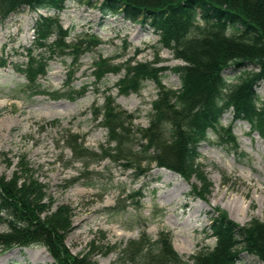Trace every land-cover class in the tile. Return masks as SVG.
<instances>
[{"label": "rangeland", "instance_id": "1", "mask_svg": "<svg viewBox=\"0 0 264 264\" xmlns=\"http://www.w3.org/2000/svg\"><path fill=\"white\" fill-rule=\"evenodd\" d=\"M40 16L57 18L68 32L67 43L96 38L93 47L80 49L77 62L50 61L39 79L47 91L77 94L74 100L29 94L26 79L14 66L24 60L20 53L32 42L33 25ZM0 59L5 61L0 65V177H11L24 158L34 179L44 185L50 210L62 205L71 209L72 225L58 256L69 260L90 253L97 264H129L117 258L131 240L142 233L153 240L167 233L183 264H192L191 256L216 245L211 224L220 210L238 226L251 219L264 223V140L246 120L234 118L231 109L221 115L216 130L222 138L232 133L236 142L221 145L209 130L198 145L196 162L209 182L208 193L198 192L196 176L186 179L158 166L150 155L137 153L140 142L145 143L141 138L151 124L157 94L180 87L178 75L169 68L184 64L159 44V35L149 25L117 13L102 14L96 5L72 0L58 11L22 7L0 22ZM99 59L116 66V71L95 84L92 72ZM127 62H151L168 69L161 85L147 80L139 91L123 93L119 82ZM223 74L229 83L236 82L233 66ZM255 92L260 97L257 106H264V79ZM108 96L118 110L131 114L113 122L118 126L114 141L98 111ZM158 133L168 138L164 127ZM5 228L0 224V232ZM237 256L236 264H263L247 251ZM0 264L58 263L44 246L31 244L0 247Z\"/></svg>", "mask_w": 264, "mask_h": 264}, {"label": "trees", "instance_id": "2", "mask_svg": "<svg viewBox=\"0 0 264 264\" xmlns=\"http://www.w3.org/2000/svg\"><path fill=\"white\" fill-rule=\"evenodd\" d=\"M66 1L0 0V22L22 7L58 11ZM72 1L96 5L102 14L117 13L135 23L149 25L159 35V44L184 61L183 65L169 68L180 79L179 89L162 90L152 102L151 124L141 138L145 143L140 142L139 155H150L158 166L177 171L186 179L196 176L201 184L198 192L204 194L209 192V182L201 172L202 165L196 162L199 143L206 140L209 130L221 145L236 142L232 133L222 138V133L216 130L224 112L231 109L234 118L246 120L251 130H257L264 140V106H257L260 97L255 92L264 79V0ZM33 30V40L24 48L26 60L14 64L26 79L29 94L76 99L78 95L71 92L45 90L39 79L47 73L50 61L71 58L77 62L80 49L93 47L96 38L86 36L88 40L82 44L67 43L68 32L57 18L49 16H40ZM4 64L0 59V65ZM94 65L95 84L105 74L116 71V66L106 60L99 59ZM250 65L254 69H248ZM232 66L238 74L236 82L229 83L223 72ZM124 69V79L119 82L123 93L139 91L147 80L161 85L168 68L151 62L133 65L127 62ZM115 108L108 96L105 106L98 110L113 141L117 135L114 127H118L113 122L131 116ZM163 127L167 139L158 133ZM17 168L11 177H0V224L6 227L0 232V247L42 245L58 264H97L90 253L69 255V260L58 256L61 240L72 225L71 209L62 205L51 211V199L44 201V185L34 179L24 158ZM211 226L217 237L216 245L212 250L191 256L192 264H236L240 251L256 255L264 264V223L251 219L238 226L220 210ZM117 259L129 264H183L167 233L154 240L142 233L120 251Z\"/></svg>", "mask_w": 264, "mask_h": 264}]
</instances>
